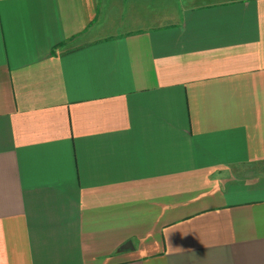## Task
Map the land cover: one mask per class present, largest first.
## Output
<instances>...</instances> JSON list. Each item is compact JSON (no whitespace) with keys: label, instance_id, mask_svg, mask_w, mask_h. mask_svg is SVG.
Here are the masks:
<instances>
[{"label":"crops","instance_id":"1","mask_svg":"<svg viewBox=\"0 0 264 264\" xmlns=\"http://www.w3.org/2000/svg\"><path fill=\"white\" fill-rule=\"evenodd\" d=\"M0 264H264V0H0Z\"/></svg>","mask_w":264,"mask_h":264},{"label":"water","instance_id":"2","mask_svg":"<svg viewBox=\"0 0 264 264\" xmlns=\"http://www.w3.org/2000/svg\"><path fill=\"white\" fill-rule=\"evenodd\" d=\"M126 248V247H125Z\"/></svg>","mask_w":264,"mask_h":264}]
</instances>
